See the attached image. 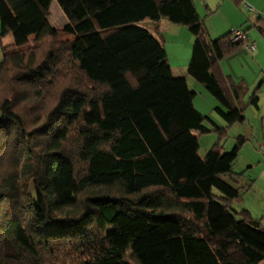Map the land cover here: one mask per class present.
I'll return each mask as SVG.
<instances>
[{
    "label": "trees",
    "instance_id": "1",
    "mask_svg": "<svg viewBox=\"0 0 264 264\" xmlns=\"http://www.w3.org/2000/svg\"><path fill=\"white\" fill-rule=\"evenodd\" d=\"M52 1L0 0V264H264V213L235 207L247 138L223 150L258 105L220 64L246 32L212 39L196 0H55V29ZM165 18L193 35L188 72L224 127L140 26ZM255 27L264 38L262 16Z\"/></svg>",
    "mask_w": 264,
    "mask_h": 264
},
{
    "label": "rangeland",
    "instance_id": "2",
    "mask_svg": "<svg viewBox=\"0 0 264 264\" xmlns=\"http://www.w3.org/2000/svg\"><path fill=\"white\" fill-rule=\"evenodd\" d=\"M245 3L257 11L264 8V0H241L239 4L233 0H214L212 3L210 0H196L195 6L212 39L228 31L241 29L247 32L249 43L252 42L256 47V51L252 54L244 45L235 54L225 58L223 62L224 70L229 72L234 80L244 81L249 86V92L258 88L257 108L249 106L245 112V123L235 125L229 130L228 137L223 144V150L224 152L230 151L236 137L245 136L247 138V142L240 150L232 170L234 173L244 172L245 179L254 182V187L243 193V201L235 207L238 210L250 211L252 216L258 219L264 213V175L259 174L260 171H264V134L262 131V121H264V38L258 33L255 27L256 18L252 11L245 6ZM206 5L210 7L211 11L206 9ZM57 17L51 12V20L61 29L65 17L63 16L62 20ZM140 26L149 30L155 26H160L163 29L165 23L144 21L140 23ZM179 26L182 28L179 34L167 33L166 50L169 64L183 68L190 61L191 49H189V45L192 48L194 39L187 27ZM2 41L4 44H9L12 42V37L6 36ZM177 45H179L178 48ZM1 58L2 51L0 48V60ZM191 81L195 83V85L191 84L189 88L195 93L193 104L196 109L201 111L205 117H211L218 126H224L223 120L213 110L215 108L213 105H218L215 98L194 78L191 77ZM215 141L216 136L214 134L200 136L198 151L200 158H204L206 151ZM249 166L251 168H248Z\"/></svg>",
    "mask_w": 264,
    "mask_h": 264
},
{
    "label": "crops",
    "instance_id": "3",
    "mask_svg": "<svg viewBox=\"0 0 264 264\" xmlns=\"http://www.w3.org/2000/svg\"><path fill=\"white\" fill-rule=\"evenodd\" d=\"M214 0H210V2L212 3ZM216 1V0H215ZM218 1V0H217ZM234 1V0H233ZM235 3H237V4H239L240 2L239 1H234ZM207 6V8H208V10H210V7L208 6V5H206ZM211 11V10H210ZM51 12H53L56 16H58L59 17V19H63L65 16L63 15V13H62V11H61V9L59 8V6L57 5V3L55 2V0H53L52 2H51V4H50V7H49V15H48V20H49V23L51 24V26L53 27V28H55V29H60V28H58V26L51 20ZM64 16V17H63ZM57 17V18H58ZM66 22H67V20H66V18L65 19H63V23L61 24V27H63L65 24H66ZM160 22H163V23H165V27L162 29V28H160V26H155L151 31L152 32H155V29L156 28H158L159 29V31L161 32V35L163 36V40H164V47H165V50H166V43L168 42V36H167V33H170L171 35H177V34H179L180 33V31L182 30V28H181V26H179V25H176V24H173V23H171L168 19H162V20H160ZM171 24H173V25H171ZM206 28V27H205ZM207 30V29H206ZM178 32V33H175V32ZM258 31V30H257ZM174 33V34H173ZM259 33V32H258ZM186 34V33H185ZM246 34H247V32H246ZM247 36H248V34H247ZM261 36V35H260ZM189 39H190V37H188ZM248 39H249V37H248ZM178 46L179 45H177V48H178ZM189 49H191V54H192V48H191V46L189 45ZM250 51V50H249ZM256 51V47H255V49L253 50V51H250V53H252V54H254V52ZM166 53H167V50H166ZM235 54V53H234ZM168 55V54H167ZM191 58V57H190ZM227 58V57H226ZM225 59V58H224ZM224 59L221 61V69H222V71L224 72V74L225 75H229V76H231L232 77V75L231 74H229V72H226L225 70H224V64H223V62H224ZM171 66V69H172V73H173V76L174 77H176V78H185V80H186V82H187V85H188V87L192 84V85H195V83H193V81H191V75L189 74V72H188V64H185L184 65V67L182 68L181 66H172V65H170ZM193 78V77H192ZM233 78V77H232ZM234 79V78H233ZM236 81V80H235ZM240 81H242V80H240ZM237 82H239V81H237ZM242 82H244V81H242ZM245 83V82H244ZM246 84V83H245ZM247 85V84H246ZM247 87H248V92H247V94H246V96H249L252 92H254L255 90H257V93H258V88H256L255 90H253L252 92H249L250 91V89H249V86L247 85ZM190 89V88H189ZM245 96V97H246ZM216 100V99H215ZM217 101V100H216ZM217 103H218V101H217ZM219 105V104H218ZM218 105H213V107H217ZM258 106V105H257ZM249 107V106H248ZM253 107V106H252ZM215 108L213 109V110H215ZM195 109H196V107H195ZM197 110V109H196ZM200 114H202L201 113V111H199V110H197ZM215 112V111H214ZM204 116V115H203ZM208 117V116H207ZM210 119H211V117H209ZM212 120V119H211ZM216 124V123H215ZM217 125V124H216ZM224 126H225V123H224ZM224 126H219V127H224ZM263 126H264V121H262V131H263ZM192 135L194 136V137H198L199 136V134L198 133H195V132H192ZM242 149V148H241ZM240 152V151H239ZM239 154V153H238ZM248 168H251V166H249ZM245 174V173H244ZM259 174L260 175H264V171L262 170V171H260L259 172ZM254 182L252 183L251 181H247L246 179H245V175H244V179H243V185H246L247 186V190L248 191H250L253 187H254ZM249 186V187H248Z\"/></svg>",
    "mask_w": 264,
    "mask_h": 264
},
{
    "label": "built area",
    "instance_id": "4",
    "mask_svg": "<svg viewBox=\"0 0 264 264\" xmlns=\"http://www.w3.org/2000/svg\"><path fill=\"white\" fill-rule=\"evenodd\" d=\"M245 6L248 8V10L252 11L255 18L264 16V8L261 11H257L256 9H253L252 6H250L248 3H245ZM233 35V41H240L242 40L244 33L241 29H234ZM246 47L250 51H253L255 49V45L252 42L247 43Z\"/></svg>",
    "mask_w": 264,
    "mask_h": 264
}]
</instances>
